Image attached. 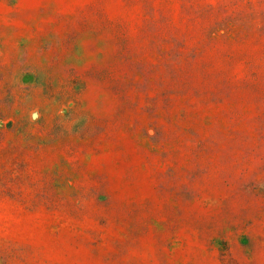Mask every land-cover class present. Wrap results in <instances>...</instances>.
Returning a JSON list of instances; mask_svg holds the SVG:
<instances>
[{
    "label": "rangeland",
    "instance_id": "1",
    "mask_svg": "<svg viewBox=\"0 0 264 264\" xmlns=\"http://www.w3.org/2000/svg\"><path fill=\"white\" fill-rule=\"evenodd\" d=\"M0 264H264V0H0Z\"/></svg>",
    "mask_w": 264,
    "mask_h": 264
}]
</instances>
